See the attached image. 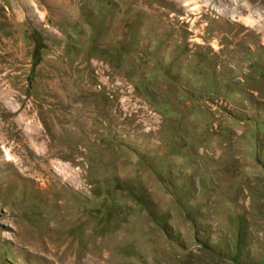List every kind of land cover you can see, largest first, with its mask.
Returning <instances> with one entry per match:
<instances>
[{"label": "rangeland", "instance_id": "374dc122", "mask_svg": "<svg viewBox=\"0 0 264 264\" xmlns=\"http://www.w3.org/2000/svg\"><path fill=\"white\" fill-rule=\"evenodd\" d=\"M0 264H264V0H0Z\"/></svg>", "mask_w": 264, "mask_h": 264}]
</instances>
